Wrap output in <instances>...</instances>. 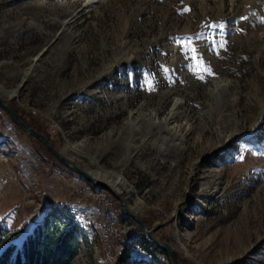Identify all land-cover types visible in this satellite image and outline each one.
I'll use <instances>...</instances> for the list:
<instances>
[{"label": "rangeland", "instance_id": "rangeland-1", "mask_svg": "<svg viewBox=\"0 0 264 264\" xmlns=\"http://www.w3.org/2000/svg\"><path fill=\"white\" fill-rule=\"evenodd\" d=\"M0 95L92 173L121 175L117 191L181 264H264V0H0ZM0 113L41 171L59 163ZM0 151L3 245L21 244L49 208L88 239L72 264H121L125 249L170 264L105 188L61 165L44 199L40 172L24 185ZM64 180L106 207L69 204L78 196ZM90 210L114 224L95 226Z\"/></svg>", "mask_w": 264, "mask_h": 264}, {"label": "trees", "instance_id": "trees-1", "mask_svg": "<svg viewBox=\"0 0 264 264\" xmlns=\"http://www.w3.org/2000/svg\"><path fill=\"white\" fill-rule=\"evenodd\" d=\"M44 134L53 142L49 133ZM58 165L67 168L60 161ZM75 230L76 222L67 227L66 221L46 208L41 221L26 234L21 244L3 245L8 229L0 224V264H72L82 245L89 243L86 236L79 239ZM117 259L121 264H138L141 261L132 257L127 249Z\"/></svg>", "mask_w": 264, "mask_h": 264}, {"label": "water", "instance_id": "water-1", "mask_svg": "<svg viewBox=\"0 0 264 264\" xmlns=\"http://www.w3.org/2000/svg\"><path fill=\"white\" fill-rule=\"evenodd\" d=\"M56 37L53 38L39 53L36 61H39L46 51H48L51 45L54 43ZM38 64V63H37ZM35 65V64H34ZM33 65V66H34ZM29 78H25L23 84L20 86H24ZM0 109L5 111L9 117L27 134L32 135L34 138L40 140L45 148L50 151L61 163H63L69 170L78 173L88 182L94 184L95 186L105 188L108 190L118 201L120 204V208L123 214L132 219L135 223L136 228L140 230L145 241L151 246L154 250L165 253L168 256V260L170 264H181L175 249L171 246L169 242H163L159 240L151 230L145 225L140 215L137 214L136 211L133 210L132 206L129 202L126 201L125 195L122 192H118L114 188H112L109 184L104 182L103 180L95 177L88 169V167H84L75 161L73 158H70L66 155L62 149L57 148L50 138L46 136L43 132L29 125L20 115L9 105V100L5 99L4 96L0 95ZM39 222V221H38ZM37 222V223H38Z\"/></svg>", "mask_w": 264, "mask_h": 264}, {"label": "crops", "instance_id": "crops-1", "mask_svg": "<svg viewBox=\"0 0 264 264\" xmlns=\"http://www.w3.org/2000/svg\"><path fill=\"white\" fill-rule=\"evenodd\" d=\"M0 149L5 152L9 157V162L7 164V167H10L11 174L15 175L20 179L24 185H26L27 181L33 180L36 175V173L40 172V178H41V193L45 199L44 195L46 193V179L47 177L50 178L51 175H53L55 172H58L66 177L64 174V169H59L58 171L56 168H59L60 166H57L58 163L54 162L53 166L52 164H49L52 168L49 169V171H41L42 167H37V163L35 162L34 157V149L32 148L31 144L26 141L24 136L20 134L18 130H16L13 127V124L9 121L3 118L0 113ZM38 159L40 156H38ZM43 164V162H42ZM37 167V168H36ZM36 170V171H35ZM53 171V172H52ZM35 173V174H34ZM8 174L5 172H0V193L4 192L5 195L9 196L11 191L9 190V183L7 182V176ZM69 177V176H67ZM54 179V178H53ZM72 179V178H71ZM3 181V183H1ZM49 180V179H48ZM54 186V185H53ZM42 213H40L39 220L42 218Z\"/></svg>", "mask_w": 264, "mask_h": 264}, {"label": "built area", "instance_id": "built-area-1", "mask_svg": "<svg viewBox=\"0 0 264 264\" xmlns=\"http://www.w3.org/2000/svg\"><path fill=\"white\" fill-rule=\"evenodd\" d=\"M53 178L58 179L60 177L53 176ZM65 182L68 184L69 190L72 191V195L78 196V198L75 199L70 198L68 200L69 204L93 203L98 209H103L106 207L105 199L103 196L96 193H92L90 191L83 190L81 185L75 184L74 182L71 181H65ZM100 220H104V225L107 228L111 227V224H109L108 220L105 219L104 217H100Z\"/></svg>", "mask_w": 264, "mask_h": 264}, {"label": "bare ground", "instance_id": "bare-ground-1", "mask_svg": "<svg viewBox=\"0 0 264 264\" xmlns=\"http://www.w3.org/2000/svg\"><path fill=\"white\" fill-rule=\"evenodd\" d=\"M17 93H18V91L17 90H15V91H13L12 92V96L14 97L15 95H17ZM168 119H170V117H166L165 119H164V121H163V123H165ZM166 124V123H165ZM159 125H161V124H159ZM5 156V155H4ZM3 156V154H2V152L0 151V159L1 160H3L4 157ZM91 172V171H90ZM92 173V172H91ZM95 177H97V178H99V179H101V180H103L104 182H106V183H108L112 188H114L115 190H119L118 189V186H121V187H124L126 184H127V182H126V180L121 176V175H118V177H116V181H113V178H112V176L110 175V174H102V173H96V174H94V173H92ZM103 191V190H102ZM93 193V192H92ZM102 196V195H101ZM104 196H106V195H104ZM109 207V206H108ZM107 207V208H108ZM111 208V207H110ZM111 213V212H110ZM111 215H109L108 213L106 214V213H102L101 214V216L100 217H104L105 219H107L108 220V222L109 223H111V226H112V224H114V219L112 218V216L110 217ZM86 217H87V219H88V221H90V222H92L95 226H99V227H101V225H102V227H101V229L102 228H104L103 227V222H104V220H101L100 221V218H96L95 217V215L93 214V212L90 210L88 213H87V215H86ZM105 228H107L106 226H105ZM107 229H109V228H107ZM105 230V229H104ZM106 232V231H105Z\"/></svg>", "mask_w": 264, "mask_h": 264}, {"label": "snow or ice", "instance_id": "snow-or-ice-1", "mask_svg": "<svg viewBox=\"0 0 264 264\" xmlns=\"http://www.w3.org/2000/svg\"><path fill=\"white\" fill-rule=\"evenodd\" d=\"M189 10H190V9H188V8H185V9H184L185 12H187V11H189ZM241 19H244V18L242 17ZM219 27L222 28L223 25H220ZM223 46H224L223 42L219 44V47H223ZM190 50H191L193 53L195 52V49H194V48H192V49H190ZM193 58L196 59L195 56H194ZM198 62H199L200 64H203V61H202V60H201V61H198ZM203 71L206 72V73H208V74H210V75L213 74L211 68H210V67H207V66H204V67H203ZM201 78H203V77H201ZM240 159H243V157H240Z\"/></svg>", "mask_w": 264, "mask_h": 264}]
</instances>
